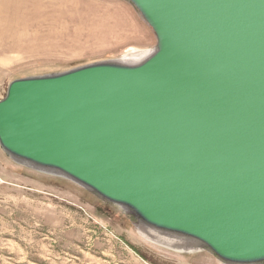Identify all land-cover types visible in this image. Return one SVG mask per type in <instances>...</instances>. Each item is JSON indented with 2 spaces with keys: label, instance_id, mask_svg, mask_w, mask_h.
I'll use <instances>...</instances> for the list:
<instances>
[{
  "label": "water",
  "instance_id": "1",
  "mask_svg": "<svg viewBox=\"0 0 264 264\" xmlns=\"http://www.w3.org/2000/svg\"><path fill=\"white\" fill-rule=\"evenodd\" d=\"M126 1L151 56L12 82L0 146L226 263L264 264V0Z\"/></svg>",
  "mask_w": 264,
  "mask_h": 264
},
{
  "label": "rangeland",
  "instance_id": "2",
  "mask_svg": "<svg viewBox=\"0 0 264 264\" xmlns=\"http://www.w3.org/2000/svg\"><path fill=\"white\" fill-rule=\"evenodd\" d=\"M126 0H0V101L20 79L154 51ZM143 223L62 175L15 162L0 146V264H229L140 234Z\"/></svg>",
  "mask_w": 264,
  "mask_h": 264
},
{
  "label": "bare ground",
  "instance_id": "3",
  "mask_svg": "<svg viewBox=\"0 0 264 264\" xmlns=\"http://www.w3.org/2000/svg\"><path fill=\"white\" fill-rule=\"evenodd\" d=\"M151 54H152V51L151 53H148V54L135 52L132 54H127L126 56H124V58H121L120 60L116 62L124 66H136V65L141 64L145 60H147L151 56ZM10 157L17 163H20V164L24 163L34 169L42 170V169H39L38 167H33V165L31 166L30 164L22 160L13 158L12 156ZM45 172H51L53 174L61 175L60 173H57L55 171H45ZM140 234L145 239L150 240L151 242L162 244L164 246L170 247L172 249H178L180 251L181 250L187 251L188 249L195 250L197 248L196 246H199L198 242L194 241L193 239H186V238L174 235V234L155 231L146 225H142V228L140 229Z\"/></svg>",
  "mask_w": 264,
  "mask_h": 264
},
{
  "label": "built area",
  "instance_id": "4",
  "mask_svg": "<svg viewBox=\"0 0 264 264\" xmlns=\"http://www.w3.org/2000/svg\"><path fill=\"white\" fill-rule=\"evenodd\" d=\"M140 53L148 54V53H151V51H143V52H140Z\"/></svg>",
  "mask_w": 264,
  "mask_h": 264
},
{
  "label": "flooded vegetation",
  "instance_id": "5",
  "mask_svg": "<svg viewBox=\"0 0 264 264\" xmlns=\"http://www.w3.org/2000/svg\"><path fill=\"white\" fill-rule=\"evenodd\" d=\"M118 207V206H117ZM121 208V207H120Z\"/></svg>",
  "mask_w": 264,
  "mask_h": 264
}]
</instances>
